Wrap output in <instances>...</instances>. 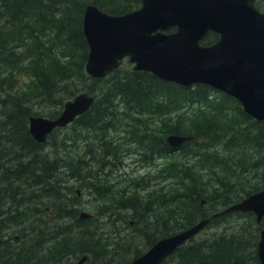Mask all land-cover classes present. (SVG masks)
Segmentation results:
<instances>
[{"label": "trees", "instance_id": "16d2710c", "mask_svg": "<svg viewBox=\"0 0 264 264\" xmlns=\"http://www.w3.org/2000/svg\"><path fill=\"white\" fill-rule=\"evenodd\" d=\"M87 3L112 14L140 6V0H0V264H76L83 255L86 264H129L160 238L264 187V120L231 96L161 80L127 62L103 78L85 73ZM217 39L208 32L201 43ZM86 90L93 104L66 127L86 131L82 152L51 157L45 147L60 128L36 142L28 131L29 116L40 114L34 105L56 108L46 113L54 118ZM112 131L125 133L127 142L140 139L138 153L132 147L128 155L153 164L155 178L164 174L168 182L141 176L118 186L125 179L113 181L124 167L116 164L121 143L103 139ZM92 133L101 135L97 142ZM167 134L195 138L173 148ZM161 157L169 161L158 171ZM75 184L99 197L89 219L79 218ZM64 219L72 222L56 223ZM217 222L222 227L200 232L164 264H258L254 214L233 211L207 227Z\"/></svg>", "mask_w": 264, "mask_h": 264}, {"label": "water", "instance_id": "95a60500", "mask_svg": "<svg viewBox=\"0 0 264 264\" xmlns=\"http://www.w3.org/2000/svg\"><path fill=\"white\" fill-rule=\"evenodd\" d=\"M258 0H140V6L121 13H108L87 3L82 13V32L88 53L85 73L103 78L125 60L134 71L184 87L207 85L234 98L256 121L264 120V12ZM208 32L218 39L203 45ZM95 98L87 91L64 102L54 117L31 115L28 131L44 143L57 128L73 123L88 111ZM193 135L167 134L166 142L176 148ZM79 193V190H78ZM200 204L205 200L199 198ZM251 212L259 227L258 264H264V187L238 202L199 219L192 226L157 240L129 264H164L165 260L212 220L233 212ZM91 213L79 212L80 219ZM83 255L76 264H86Z\"/></svg>", "mask_w": 264, "mask_h": 264}, {"label": "rangeland", "instance_id": "374dc122", "mask_svg": "<svg viewBox=\"0 0 264 264\" xmlns=\"http://www.w3.org/2000/svg\"><path fill=\"white\" fill-rule=\"evenodd\" d=\"M256 5L258 6V8L264 12V0H258ZM124 62L129 63L127 60H125ZM130 64V63H129ZM132 67V64H130ZM87 91V90H86ZM239 104V103H238ZM34 108L39 109L40 110V114L38 116H43V117H49L48 114L46 115V113L51 112L53 109L55 110L56 108L52 107V106H45L44 108H39L38 105H34ZM156 121L155 117L151 118V126H149L150 130H155V126L153 125ZM67 127V126H66ZM60 128V130H57V132L54 135V141L55 144L53 145H47V147H45V151L47 153L50 154L51 157L53 158H59L62 159L60 157V155H62L63 157L66 156V153H70L69 155H75L76 152L81 153L82 150L80 149V144H82L83 142H85V140L87 139V133L85 130H81V129H72V128ZM114 132H122V131H112L109 132L107 134V137H104V142L109 141L111 142L112 140L117 139V142H120L121 145L119 147V152H116L118 161H117V165L118 167H122L120 170L115 171V173L113 174L114 178L113 181L118 180V179H124L123 183L118 185V186H123L127 183V181L133 177L139 178L141 176L145 177V183L146 182H150V183H155V182H160V184H164L168 181H164V174H159L157 175V178H155V172L153 169V164L152 165H145V164H139L137 162L136 156L135 154H131L128 155L129 151L132 149V147L134 148V151L136 153L137 152V148L135 144H138V141L140 139H138L136 136H133L131 138V140L129 142L126 141L125 137V133H114ZM151 132V131H150ZM97 135L96 138V142L98 141V139L100 138L101 135L99 134H95L92 133L90 135V139L92 141L94 140V137ZM131 135H127V137H130ZM132 142V143H130ZM130 143V144H129ZM109 150V144H105ZM169 161L168 157H161L158 158L155 163L157 164V168L158 171L160 168H162L164 166L165 163H167ZM90 165V164H89ZM126 176V177H125ZM170 185V183H168ZM75 189L79 190L78 184H75ZM79 196L81 198V204L78 206L79 207V212L81 211H86V212H94V205L97 204L95 199H98L99 197H95L93 194H91L88 190L85 189H81L79 190ZM225 208V207H224ZM223 209V208H222ZM255 219V217H254ZM71 219H64L61 220L59 222H56L59 225L62 224H69L71 223ZM131 223L133 224V221L131 220ZM122 227V225H121ZM222 227L221 223H216V224H212V226H209L207 228H205L201 234H199L197 237H199L200 235H204V234H210L212 232H215L218 228ZM9 229H6L3 231V233H1L4 237V239L6 237L9 236V234H11V232L9 231ZM8 231V232H7ZM132 229H129V232L131 233ZM123 234V233H122ZM10 243V240H7ZM1 251V249H0ZM1 254V252H0ZM78 259H75V262H77Z\"/></svg>", "mask_w": 264, "mask_h": 264}, {"label": "bare ground", "instance_id": "6f19581e", "mask_svg": "<svg viewBox=\"0 0 264 264\" xmlns=\"http://www.w3.org/2000/svg\"><path fill=\"white\" fill-rule=\"evenodd\" d=\"M75 258V257H74Z\"/></svg>", "mask_w": 264, "mask_h": 264}]
</instances>
